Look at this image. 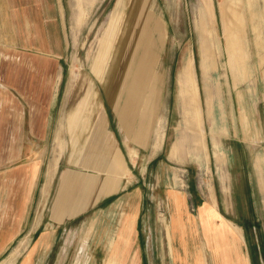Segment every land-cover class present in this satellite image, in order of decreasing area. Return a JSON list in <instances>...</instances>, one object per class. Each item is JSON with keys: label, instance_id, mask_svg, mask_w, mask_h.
<instances>
[{"label": "rangeland", "instance_id": "rangeland-1", "mask_svg": "<svg viewBox=\"0 0 264 264\" xmlns=\"http://www.w3.org/2000/svg\"><path fill=\"white\" fill-rule=\"evenodd\" d=\"M208 1L211 4L209 12L202 17L199 12L201 5L199 0H62L65 12L66 51L60 60L47 58V61L38 58L37 63L49 69L43 82L47 84L49 92L53 93V104L38 106L39 117L47 118L38 121L39 133L36 140L39 145V161L42 163L38 188L32 198L27 223L29 225L38 221L40 223L38 234L40 230L53 227L55 232L52 239L53 247L49 250L44 264H84L81 263L83 257L86 258V264H120L123 250H120L119 246L125 241L123 232L131 221V216L123 219V212L121 216L119 215L121 209L118 206L109 208L112 200L126 193L125 190L106 200L98 199L92 207L84 210L82 204L89 188L84 176H73L66 184L59 185L60 176L65 169V160H60L58 153L56 155L55 133L56 130H60L63 145L61 155L63 153L65 157L68 156L64 149L68 148L72 139L68 137V131L65 133L69 126L67 117L76 107L75 86L79 76H83L98 94V104L95 106L91 104L86 111L91 110L96 115V118L91 119L95 127H101L113 137V141L119 143L126 162V166L124 163L123 168H120L125 182H130L133 177L138 179L143 172L144 163L137 161L136 157H133L135 153H128L127 147L123 145L124 138L117 127V119L121 118V112H124L123 107L129 103L130 107L135 109V103L140 102L134 121L136 134L134 143L138 146L146 147V141L150 140L153 142L154 151H157L164 139L165 127L167 129L160 157L147 163L145 187L141 189L143 196L134 197L132 200L135 205L143 204L144 208L136 229L139 235L136 238V233L134 235L132 233L129 237L136 245L139 241H144L147 234L153 242L164 240L162 229L165 224L163 213L165 202L162 199L168 190L164 188V180L167 188L169 187L167 182H170L173 188L181 190L189 189L191 187L189 185L192 184L204 196L207 195L208 186L214 184L219 200L222 198L218 188L225 186V182H229L231 177L226 168L225 154L211 148L212 140L215 138L222 149L233 150L235 161L241 164L238 183L236 178L233 179L236 196L241 203L238 201L237 204V200L233 203L237 208L248 207L258 215L260 221L258 223L255 221L256 239L249 231L252 229L250 217L242 216L238 220L245 222L247 237L250 233L251 239L256 242L251 247L253 260L255 261L259 250L264 258L262 232L264 199L261 200L257 192L256 180L252 174L254 151L241 142L239 123L235 124L234 129L231 126L230 140H223L221 132H215L216 130L213 132L215 122L210 120L211 113L209 114L207 110V100L211 98L216 116L222 119L228 115L237 118L241 111L237 97L242 96L247 102L251 98L254 110L258 112L259 118L261 116L263 119L264 126V21L260 17L264 12V0ZM136 5L141 6V9L133 8L134 13L140 11L142 14L138 18V23H135L136 26L129 28L132 31L130 39L121 40L128 13ZM17 11L20 12L16 19L19 29H15V32H20L26 27L21 23L25 15L22 14L23 10ZM24 11L28 14L35 12ZM5 12L7 13L5 19L1 21L10 22L11 29L13 20L11 10ZM38 12L41 13L40 10ZM224 25L228 33L233 34L231 37L237 39L232 44L226 42ZM204 27L206 28L203 30ZM46 29V25L39 26L41 32ZM57 30L58 27L55 25L53 31ZM202 31L210 36H200ZM239 43L245 53L242 54L240 67L237 68L235 61L229 64L226 48H236L237 44L239 47ZM17 47L15 51L8 49L6 52L0 51V66L6 67L11 64V57L14 61L16 59L15 62L18 64L29 63L28 57H24L29 52L21 49L23 42H17ZM188 57L194 62L200 105L206 115L203 142L205 145L206 141L208 142L211 154L212 165L209 167L201 165L202 153L206 148L204 150L202 146L189 145L184 132H179L183 129L180 73L182 64ZM210 61L209 70L204 74V65ZM0 74L3 75V71ZM245 120L244 117L243 121ZM216 122L220 126L221 121ZM69 128L71 129V125ZM124 133L130 134L129 131ZM147 133L150 138L145 136ZM91 135L88 133L79 141H83V145L86 143L88 145L90 140L89 145L93 144L94 138ZM68 138L70 143L66 145ZM97 145L95 143L89 149L96 151ZM213 153L219 156L215 155L213 158ZM55 156L53 164L58 165L54 169L48 165ZM205 156L208 158L207 154ZM2 157L3 155H0V159ZM157 174L161 179L160 188L155 184ZM136 179L132 184L138 187L142 181L136 183ZM105 187L104 184L96 185L97 192H94L93 199L106 194L104 190L108 188ZM251 195L252 201H244ZM158 204L160 210L157 209ZM59 213L64 216L61 217ZM117 223L118 225L120 223L121 227L114 235L112 233L116 231ZM139 230L143 233L140 234ZM22 236H25V232ZM36 236L37 232L29 239L23 238L1 264H14L25 249L27 241L31 242ZM43 241L44 239H40L39 242ZM154 251L153 258L158 257L160 251L165 254L164 249L155 248ZM23 255L24 252L21 256ZM96 258L100 263H97ZM101 259L103 261H100ZM133 263L138 264L136 259ZM22 264H30L29 255Z\"/></svg>", "mask_w": 264, "mask_h": 264}, {"label": "crops", "instance_id": "crops-1", "mask_svg": "<svg viewBox=\"0 0 264 264\" xmlns=\"http://www.w3.org/2000/svg\"><path fill=\"white\" fill-rule=\"evenodd\" d=\"M29 1L0 0V51L6 52L7 49L15 51L18 48L17 42L22 41L23 48L21 49L29 52L28 55L24 56L28 57L29 63L18 64L15 62L16 59L14 61V58L11 57V64L6 67L0 66V73L2 71L4 73L3 75L0 74V155H3L0 159V264L18 247L23 238L27 237L29 239L35 232H37V236L31 242L27 241L25 249L20 253L14 264H22L28 255L30 264H44L49 250L53 247L52 239L55 233L52 227L40 230L38 234L37 229L40 223L37 221L28 225L27 222L30 215V207H32V198L38 188V177L42 163V161H39V145L36 140L39 133L38 121L47 118L39 117L38 106L53 104V93L49 92L47 84L43 82L46 80L49 69L45 65L37 63L38 58L47 61V58L60 60L64 55L66 51L65 12L62 0ZM199 1L201 4L199 12L203 17L205 13L209 12L211 4L208 0ZM133 8L141 9V6L136 5ZM134 9L128 13L122 29V35L120 36L121 40L124 38L130 39L132 31L129 28L136 26L135 23H138V18L142 14L140 11L134 13ZM5 10H11L13 19L11 21V29L9 27L10 22L8 23L7 20L1 21L5 19L7 14ZM17 10H23L22 14L25 15L21 23L26 27L20 32H15V29H19L16 19L20 12ZM24 10H35V12L34 14H28ZM260 17L264 21V12L260 14ZM43 25H46L47 29L41 32L39 31V26ZM55 25L58 27L57 32L53 31ZM224 31L228 44H232L237 40L231 37L233 34L228 33L225 25ZM200 36L210 35H205V31H202ZM226 53L229 55V64L235 61L237 68H239L242 54L245 53L240 43L239 47L237 44L236 48H226ZM210 65L211 61L209 64L207 62L204 65V74L207 73ZM77 81V87L75 86L76 107L67 117L71 129L68 126L65 132L67 133L68 131V137L72 139L69 145L70 139L68 138L66 145L69 146L64 149V153L67 152L68 156L65 157L63 153L61 155L63 145L60 130H56L55 133L57 137L54 146L56 155L58 153L60 160H65V169L60 176L59 185L66 184L67 180L73 176H84L85 183H88L89 186L82 204L84 210L92 207L98 199V201L106 200L114 194L125 190L126 193L117 196L109 204V208L115 205L121 209L119 215L121 216L123 212V219L131 216V221L123 232L125 241L123 244L120 243L119 246L120 250H123L120 264H134V259H136L138 264H264L261 250H259L255 261L251 257V247L256 243L251 237L252 235L254 239L257 237L255 221L257 223L260 221L258 215L254 210L250 211L248 207L237 208L236 204L233 203L236 200L237 204L238 201L241 203V200L236 196L235 182L233 180L236 178V183H238L241 176V164L239 161H235L233 150L222 149L215 138L212 140L213 145L211 148H214L218 153L225 154L226 168L228 175L231 177L229 182H225V186L222 185L221 188H218L222 198L219 200L214 184L210 185V187L208 186L207 195L204 196L192 184L189 185L191 186L189 189L181 190L173 188L170 182H167L169 185L167 188L166 180H164V188L168 189L163 195L164 199L161 197L162 201L164 200L165 202L163 206L165 224H163L162 229L164 240L162 242H153L152 238L148 237L147 234L145 240L139 241L136 245L135 241L129 237L132 236V233L133 235L136 233V238L139 235L136 229L144 208L143 204L135 205L132 200L134 197L142 198L143 196L141 189L145 187L147 163L160 157L167 129L165 127L164 139L157 151H154L153 142L150 140L146 141V147L138 146L134 143L136 135L134 133V121L140 102L135 103V109L130 107L129 103L123 107L124 112L122 111L121 118L117 119V127L124 138L123 145L127 147L128 153H135L133 157H136L137 161L144 163L142 165L143 172L138 176L139 178L133 177L130 182H125L123 180L125 177L122 178L123 172H121L120 168H123L124 163L126 166V162L119 143L113 141V137L107 131H104L101 127H95L91 123V119L93 117L96 118V115L91 110L86 111V108L91 104L93 106L98 104V94L83 76H79ZM180 88L183 129H180L179 132H184L189 145L193 147L202 146L204 150L206 148L205 152L208 158L203 152L201 165L209 167V165H212L211 154L208 142L206 141V145L203 142V136L206 133V115L204 108L200 105L194 62L191 57H188L182 64ZM237 98H239L238 106H240L241 110L237 118H232L228 115L222 119L216 116L211 98L207 100V110L209 114L211 113L209 115L210 120L215 122L213 132L215 130V132H221V135H223L222 139L225 141L232 138L230 137L231 126L234 129L235 124L239 123L241 142L248 149L254 151L251 169L256 180L257 192L262 200L264 199L262 196L264 195L263 119L261 116L260 119L258 112L256 113V110H254L251 98L248 99L249 102L242 96ZM143 99L144 97L141 100L142 104ZM244 117L246 118L245 121H243ZM168 120L169 118L166 119V121ZM217 120L221 121L220 126L217 124ZM125 131H129L130 134H125ZM88 133L92 134L91 136L94 138L92 140L93 144H98L96 151L89 149L94 146L93 144L89 145L90 140L88 145L87 143L83 145V141H79L80 138L85 137ZM148 134L145 136L150 138ZM215 155L216 153H213V158H215ZM55 159L56 156L48 165L54 169L58 165V163L53 164ZM83 171L85 174H83ZM135 179L137 180L136 183L142 181L139 184L140 186L135 187L134 183L132 184ZM160 183L161 179L159 174H157L155 183L157 188H160ZM102 184L106 186L105 189L108 188L104 190L106 194H101L93 199L94 192H97L95 186ZM112 189L115 191L113 190L112 193H109ZM116 189L118 190L116 191ZM247 200L252 201V195L244 199V201ZM157 209L160 210V204L157 205ZM59 215L61 217L64 216L62 213H59ZM59 215L57 214V216ZM242 216L250 217L252 222V229L249 230L252 235L249 233L248 237L245 222L238 220ZM117 225L118 223L115 225L116 231H113L112 234L120 229L121 224L119 223L118 227ZM248 227H250V224ZM24 232L25 236H22ZM139 233H143L142 230H139ZM140 237L142 238V235ZM40 239H44V241L40 243ZM155 248L164 249L165 254L160 251V255L153 258ZM23 252L24 255L21 256ZM83 259L81 263L86 264V258L83 257ZM96 261L100 263L97 258ZM100 261L103 260L101 259Z\"/></svg>", "mask_w": 264, "mask_h": 264}]
</instances>
